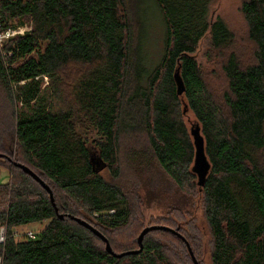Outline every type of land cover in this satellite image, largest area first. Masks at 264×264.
Here are the masks:
<instances>
[{"label":"trees","instance_id":"obj_1","mask_svg":"<svg viewBox=\"0 0 264 264\" xmlns=\"http://www.w3.org/2000/svg\"><path fill=\"white\" fill-rule=\"evenodd\" d=\"M155 1L165 24V48L158 65L147 71L136 56L142 29L128 0H0L4 28L31 27L0 46V175L13 172L0 184L8 228L0 249L3 264H177L171 250L176 244L194 264L186 241L200 258L203 235L212 264H264V0L242 1L254 61L244 64L236 52L228 54L222 66L228 82L224 104L209 90L194 56L208 32L212 61L234 40L223 18L210 21L212 0ZM178 68L186 86L182 95ZM50 96L65 108L53 109ZM185 105L201 126L211 163L202 187L192 170L195 145ZM92 129L99 136L97 164L87 134ZM140 138L145 145L129 149L128 160L157 163L176 186L167 215L148 225L176 229L186 241L154 229L141 252L117 257L73 216L102 232L117 253L140 247L142 222L126 249L113 240L133 227L131 194L139 189L128 194L121 185L120 158L122 144ZM16 163L51 187L64 218L49 192ZM162 190L152 192L153 200L161 202ZM199 210L207 233L196 226ZM43 222L36 239L13 236L15 227Z\"/></svg>","mask_w":264,"mask_h":264},{"label":"rangeland","instance_id":"obj_2","mask_svg":"<svg viewBox=\"0 0 264 264\" xmlns=\"http://www.w3.org/2000/svg\"><path fill=\"white\" fill-rule=\"evenodd\" d=\"M242 1L243 0H212L210 4V21H213L220 16L234 33V40L231 47L222 51V55L218 56L215 61H212L207 55L210 43V34L208 32L202 38L197 51L194 53V56L201 67L209 90L213 93L220 104L225 103L224 93L228 89L227 78L222 68L228 54L236 52L239 59L244 64H249L254 61L255 45L249 39L248 25L241 10ZM128 3L134 12L137 24L140 25L142 29V35L140 36V49L136 53V56L138 54V57H140L142 62L141 66H143L145 70L150 71L158 65L164 55L166 29L163 15L155 0H128ZM26 24L29 23L26 22ZM0 46H2L1 43ZM47 83L46 79L45 86ZM49 103L53 109L59 110L65 108V104L61 100L56 99L54 96L49 97ZM18 106L21 105L18 103ZM185 114L184 120L189 128L198 122L192 111H188ZM83 131H87V129L82 127V132ZM87 134L89 138V145L93 151L94 161L97 164V146L94 140H97L99 136L93 129L88 130ZM144 145L145 140L142 138H140L139 141L132 140V142H130V146H128L127 143L122 144L120 158L122 173L120 183L126 189L128 194L133 193L132 191L136 186L139 191H137L138 193L131 194L134 201H132L131 224L133 227L113 236V240L117 242V246H121L119 250L126 249L127 245L133 242L135 236L140 232L142 226L138 229V222H142V224L145 223V227L146 225L151 226L148 225L151 218L157 219L156 217L161 218V216L167 215L168 212L165 205L171 200V197H174L176 191V186L173 181L161 171V168L157 163L152 162L150 166H147V163L141 159H138L135 162L128 160L126 152H128L129 149L132 147L142 149ZM12 173L13 172L8 171V169L3 170L0 175V184L8 182ZM156 190L163 191L161 192V202L153 200L154 197L152 196V192H156ZM168 195L170 196L169 198ZM139 196L151 201L152 207L147 206L145 202H141L143 200L138 203ZM196 196V199L198 200L200 197L199 195ZM195 216L197 228L207 233V224L204 220L202 211L199 210L195 213ZM135 220L137 223L133 225ZM44 226L45 222L31 223L19 226L18 230H41ZM202 238L204 242L203 253H200V258H196L200 264H212L209 257V239L207 235L205 237L203 235ZM171 250L174 252L172 256H174V259L178 262L177 264H193L190 259L188 261L183 258L180 245L178 246L176 244L174 248L171 247ZM179 252L181 253V256L179 255Z\"/></svg>","mask_w":264,"mask_h":264},{"label":"water","instance_id":"obj_3","mask_svg":"<svg viewBox=\"0 0 264 264\" xmlns=\"http://www.w3.org/2000/svg\"><path fill=\"white\" fill-rule=\"evenodd\" d=\"M175 80L177 83V92L179 95H182L185 91L186 86H185L184 80L180 74L179 68L175 72ZM187 110H188V106L185 105L183 112L186 113ZM190 131H191V135L193 137V141H194V145H195V158H194V164H193L192 170L197 174L198 185L200 187H202L205 184L207 175H208L209 170L211 168V163H210V161L206 155V152H205V138H204L203 134L201 133L200 124L198 122L193 124L190 128ZM0 155H2V154H0ZM16 165L18 167H20L21 169H23V171H25L26 173L30 174L35 180H37L49 192L51 201L56 208V212L58 213V215L61 218H64L63 214H59L58 208L56 207L55 198H54V194H53L51 187L30 167H28L22 163H16ZM73 218L77 222H79L81 225L89 228L96 235L101 237L106 242L107 251L110 254L117 256V257H123L124 255H127V254H136V253L141 252L144 248L143 240H144L145 235L149 231L154 230V229L169 230V231L177 234L179 237H181L183 240L186 241V238L176 229H173V228L167 227V226H163V225H151V226H146L142 230V232L140 233V235L138 237V242H139L140 247L138 249L117 253L112 249V246H111L108 238L102 232H100L97 228H95L90 222H88L87 220L82 219L80 217H76V216H73ZM186 243L188 245L190 254L193 258L194 264H200L199 261L197 260L196 256H195L189 242L186 241Z\"/></svg>","mask_w":264,"mask_h":264},{"label":"built area","instance_id":"obj_4","mask_svg":"<svg viewBox=\"0 0 264 264\" xmlns=\"http://www.w3.org/2000/svg\"><path fill=\"white\" fill-rule=\"evenodd\" d=\"M30 28L31 27L27 25H22L18 27L9 26L7 28H4L2 22L0 21V43L3 44L7 42L9 39H11L13 36L17 34H23L25 31L29 30ZM6 211H7V204L0 205V249L3 248L8 238V228L4 220ZM18 228L19 226L13 228V236L19 239H36L41 231V230H33V229H26L24 231H19ZM3 261H4L3 254L0 253V264H3Z\"/></svg>","mask_w":264,"mask_h":264}]
</instances>
